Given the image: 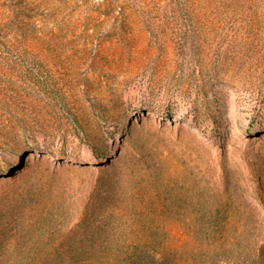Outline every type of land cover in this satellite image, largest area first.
Instances as JSON below:
<instances>
[{"label": "rangeland", "instance_id": "1", "mask_svg": "<svg viewBox=\"0 0 264 264\" xmlns=\"http://www.w3.org/2000/svg\"><path fill=\"white\" fill-rule=\"evenodd\" d=\"M0 264H264V0H0Z\"/></svg>", "mask_w": 264, "mask_h": 264}, {"label": "bare ground", "instance_id": "2", "mask_svg": "<svg viewBox=\"0 0 264 264\" xmlns=\"http://www.w3.org/2000/svg\"><path fill=\"white\" fill-rule=\"evenodd\" d=\"M36 152L35 151L29 152V154L26 157L25 165L33 164L36 161V157H38V155H39V154H36Z\"/></svg>", "mask_w": 264, "mask_h": 264}, {"label": "trees", "instance_id": "3", "mask_svg": "<svg viewBox=\"0 0 264 264\" xmlns=\"http://www.w3.org/2000/svg\"><path fill=\"white\" fill-rule=\"evenodd\" d=\"M178 253V252H177Z\"/></svg>", "mask_w": 264, "mask_h": 264}]
</instances>
